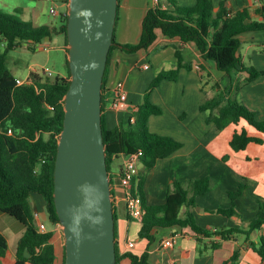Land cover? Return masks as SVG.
Instances as JSON below:
<instances>
[{"label": "trees", "instance_id": "1", "mask_svg": "<svg viewBox=\"0 0 264 264\" xmlns=\"http://www.w3.org/2000/svg\"><path fill=\"white\" fill-rule=\"evenodd\" d=\"M168 1L170 6L166 9L155 5L148 10L142 23V34L138 44L115 43L109 53L110 57L116 46L130 53L148 50L157 39V30H161L165 37L180 39L176 51L177 68L159 72L150 84L143 103L137 110L130 112L120 126L112 130L107 129L105 120L106 68L102 88V129L111 187L113 161L124 156L135 157L139 173L131 180L128 191L132 196L141 198L145 211L139 232L141 239L153 242L155 239L153 232L156 229L179 226L190 228L197 236H219L222 241H228L241 234L249 241L251 234L261 230L264 225V202L259 201L260 210L247 227L211 233L196 223L191 212L186 216L181 215L184 207L190 209L196 207V198L209 192V178L191 180L187 183L175 180L169 187L165 203L156 206L146 205L143 187L148 173L157 162L172 156L182 147L181 143L170 137L150 132V117L162 113L161 109L150 101V95L162 81L176 80L181 68L191 70L192 65L186 64L181 55L182 47L190 42L196 44L204 60L213 61L216 68L226 73L231 81L226 88L215 84L214 94H207L200 103V110L207 115V123L214 124L218 130L223 131L230 125L239 126L245 122L264 135V120H259L256 113L240 99L241 90L264 76V71L244 64L239 55L242 46L241 35L264 31V4L255 11L244 9L232 13L225 3L216 11L212 0H197L192 7H181L176 0ZM67 12L60 13L58 22L49 25H34L0 13V212L14 218L25 227L24 235L17 246L14 264H56L58 258L52 243L54 232L39 231L30 198L33 194L42 196L48 221L60 224L54 202V171L58 142L64 125L65 97L71 79ZM253 16L262 20L254 21ZM56 36L63 38L67 74L44 78L32 73L31 83L17 85V78L7 67L8 53L24 46L34 51L44 41H51ZM262 52L264 53V49ZM240 74L246 76L242 79ZM9 130H12V134H9ZM251 143L262 145L264 139L250 136L245 127H241L234 133L230 147L234 152H241ZM244 188L245 185L241 184L238 191L230 192L231 207L218 212L227 216L238 215L233 209L234 201L242 194ZM114 217L116 229L115 206ZM249 245L264 264V239L262 238L259 243L250 241ZM218 246L213 245V248ZM7 251V240L0 234V260L6 257ZM25 251L30 255L28 258L25 257ZM116 254L119 264L121 257L118 255L117 245ZM125 257L130 259L131 264H149L147 252L141 256L128 253ZM239 259L238 248L223 264H240Z\"/></svg>", "mask_w": 264, "mask_h": 264}, {"label": "crops", "instance_id": "2", "mask_svg": "<svg viewBox=\"0 0 264 264\" xmlns=\"http://www.w3.org/2000/svg\"><path fill=\"white\" fill-rule=\"evenodd\" d=\"M181 7H192L197 0H176ZM217 11L222 3L232 12L244 9L255 11L264 0H212ZM69 0H59V11H68ZM160 6L168 8V0H159ZM153 0H119L118 16L114 39L118 45H135L140 42L142 23L153 7ZM254 21L262 19L253 16ZM38 25V24H34ZM65 53L61 36L55 37ZM54 38V39H55ZM242 46L239 55L244 64L264 71V31L248 32L240 36ZM179 38L165 37L157 30V39L148 50L134 53L116 46L110 54L105 100L113 95L118 82L125 84L128 93V110L125 112L107 111L106 127L112 130L121 125L127 115L137 110L143 103L147 88L153 81V72L175 69L178 66L176 51ZM181 55L191 70L181 68L176 80H164L152 91L150 101L158 106L162 113L152 115L149 119L150 132L166 136L182 144L172 156L159 160L148 173L143 192L145 203L156 206L165 203L169 187L175 180L187 183L191 180L209 178L210 190L196 198V207L183 208L181 215L191 212L196 223L208 232L247 227L260 210L259 201L264 202V144L251 143L247 149L234 152L230 141L234 133L245 127L248 134L264 139V135L245 122L239 126L230 125L223 131L214 124H208L206 113L200 110V103L207 94H214V85L221 88L230 85L229 76L219 71L213 61L204 60L195 43L182 47ZM66 59V57H65ZM148 66V68H145ZM65 76V75H64ZM245 74H240L244 78ZM17 78V77H16ZM240 99L259 120H264V76L246 85L240 92ZM127 157L117 158L111 165L112 186L120 183L122 167ZM245 185L242 194L234 201L233 209L238 215L227 216L218 210L229 209L232 205L230 192L238 191ZM117 221L116 245L119 264H131L125 255L133 253L141 256L149 254V264H223L229 260L236 249H240V264H263L261 257L252 250L249 242L259 243L264 239V225L261 230L253 232L249 241L245 235L234 236L222 241L219 236H197L190 228L174 226L159 228L153 232L154 241L149 242L139 237L142 222L131 218L126 209L122 189L114 190ZM36 218V224L44 222L47 231H53L52 243L59 256L63 244V231L60 224L50 223L45 212V200L33 194L30 198ZM25 227L12 217L0 212V234L8 243L7 255L1 264H14L17 246L23 237ZM173 240L170 247H164L165 241ZM129 243L135 246L128 247ZM213 245H219L213 248Z\"/></svg>", "mask_w": 264, "mask_h": 264}, {"label": "water", "instance_id": "3", "mask_svg": "<svg viewBox=\"0 0 264 264\" xmlns=\"http://www.w3.org/2000/svg\"><path fill=\"white\" fill-rule=\"evenodd\" d=\"M119 0H69L71 72L54 171L65 264H117L114 202L102 129V88ZM30 255L25 251V257Z\"/></svg>", "mask_w": 264, "mask_h": 264}, {"label": "rangeland", "instance_id": "4", "mask_svg": "<svg viewBox=\"0 0 264 264\" xmlns=\"http://www.w3.org/2000/svg\"><path fill=\"white\" fill-rule=\"evenodd\" d=\"M49 7L45 0H0V13L38 25L58 22L59 17L50 15ZM54 38L51 41H44L34 51L26 46L10 51L7 55V67L12 74L17 78L27 79L31 72L41 73L42 68L47 66L56 75H66V56L58 40ZM44 47H48L49 50H44ZM157 74L158 70L153 72V80ZM63 248L56 264H63Z\"/></svg>", "mask_w": 264, "mask_h": 264}, {"label": "built area", "instance_id": "5", "mask_svg": "<svg viewBox=\"0 0 264 264\" xmlns=\"http://www.w3.org/2000/svg\"><path fill=\"white\" fill-rule=\"evenodd\" d=\"M49 5V13L52 16L59 17L60 11H59V0H45ZM153 5H160L159 0H153ZM44 50H49L48 47H44ZM145 68H148V66H145ZM31 72L30 76L27 79H16L17 85H24L27 83H31ZM44 78H52L56 74L52 71L49 67L42 68L41 73H36ZM106 110L107 111H113V112H125L128 110V93L125 88V84L123 82H118L114 88L113 95L106 100ZM135 111V110H134ZM134 119H131V122H133ZM9 134H12V130H9ZM122 175L120 176V183L118 185L112 186L113 190V202L115 201L116 197L114 194V190L117 191L119 189H122L124 193V200L126 204V209L128 211V214L131 218L135 220L142 221L143 216L145 215V211L142 206V200L139 196H132L129 191L128 187L131 182V180L136 177L139 173V170L136 165V158L135 157H127V161L122 167ZM36 218H39L38 214H35ZM38 229L41 233L47 232V227L44 222H40L38 224ZM173 243V240L165 241L163 246L164 247H170ZM133 243H129L128 247L130 249L134 248Z\"/></svg>", "mask_w": 264, "mask_h": 264}]
</instances>
